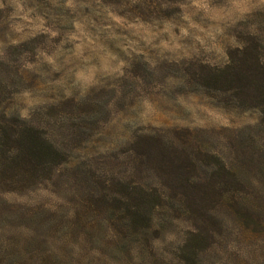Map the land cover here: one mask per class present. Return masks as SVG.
Listing matches in <instances>:
<instances>
[{
	"label": "rangeland",
	"instance_id": "1",
	"mask_svg": "<svg viewBox=\"0 0 264 264\" xmlns=\"http://www.w3.org/2000/svg\"><path fill=\"white\" fill-rule=\"evenodd\" d=\"M253 36L264 0H0V130L62 160L0 145V264H264L263 113L211 80Z\"/></svg>",
	"mask_w": 264,
	"mask_h": 264
},
{
	"label": "trees",
	"instance_id": "2",
	"mask_svg": "<svg viewBox=\"0 0 264 264\" xmlns=\"http://www.w3.org/2000/svg\"><path fill=\"white\" fill-rule=\"evenodd\" d=\"M264 43L258 36H253L252 41H248L241 47L232 50L230 61L223 68H214L211 71V80L227 86V89H236V96L239 103L246 107H260L263 113L264 122ZM232 85V86H230ZM9 135V136H8ZM17 141L21 145L22 155H19V166H28L33 171L22 177L13 178V182L30 183L38 181V171L49 169L51 172L56 165L62 162L61 155L50 138L44 136L37 128H21L11 134L6 133V129L0 130V145H6V139ZM154 139V138H153ZM159 141L163 142L162 138ZM20 147V146H19ZM20 150V149H19ZM150 156V152H147ZM30 165V166H29ZM26 169H28L26 167ZM224 169L232 175H236V170L224 165ZM156 197L164 198V193L160 185L154 186ZM154 202V201H153ZM155 207L158 202H154Z\"/></svg>",
	"mask_w": 264,
	"mask_h": 264
}]
</instances>
